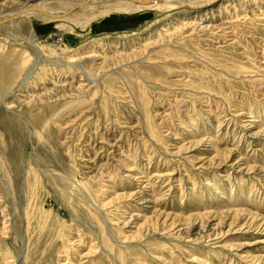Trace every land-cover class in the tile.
Masks as SVG:
<instances>
[{
  "label": "rangeland",
  "instance_id": "374dc122",
  "mask_svg": "<svg viewBox=\"0 0 264 264\" xmlns=\"http://www.w3.org/2000/svg\"><path fill=\"white\" fill-rule=\"evenodd\" d=\"M124 4L0 25V264H264V0Z\"/></svg>",
  "mask_w": 264,
  "mask_h": 264
},
{
  "label": "bare ground",
  "instance_id": "6f19581e",
  "mask_svg": "<svg viewBox=\"0 0 264 264\" xmlns=\"http://www.w3.org/2000/svg\"><path fill=\"white\" fill-rule=\"evenodd\" d=\"M84 1L85 0H83L82 2H78V3H75V4H73L66 12H56V11H49V10H47V9H44V8H40V7H36V6H30V7H26V8H23V9H20V10H18V11H14V12H12V13H10V14H8L7 16H5V17H1L0 18V23H1V21L3 20V19H5V18H9V19H11L12 18V20H10L9 22H11V21H13L14 19H16V18H18V17H20V16H23V15H32V14H39V15H41L40 13H31V12H28V10H31V9H36V10H40V11H43V12H47V13H50V14H53V15H55V14H58V15H62V14H66L67 13V15L65 16V15H62L61 17H60V19H62V18H65V17H67L68 15H70L74 10H76L77 8H79V7H82V6H84V5H86V4H88L89 2H91V1H89L88 3H86V4H83L84 3ZM140 1H144V0H132V1H128V0H125V3L126 4H124V6L123 7H114L113 8V11H119V12H124V13H129L130 11H136V10H142V9H153V8H156V7H158V5H160V4H162V3H167L168 4V2H171V1H174V0H145V1H147V3L146 4H141L140 3ZM192 1V0H191ZM195 1V0H194ZM197 1V0H196ZM199 1V0H198ZM108 9V8H107ZM28 12V13H27ZM264 12V11H263ZM264 14V13H263ZM63 16H65V17H63ZM14 17H16V18H14ZM43 17H45V16H43ZM47 18V17H46ZM48 19H51V18H48ZM53 20V19H52ZM57 20H59V19H57ZM8 23V22H7ZM201 23V22H200ZM235 23V22H234ZM5 24V23H4ZM0 25H3V24H0ZM32 46L37 50V52H39V53H41V48H40V46L34 41V39L32 40ZM86 59L88 60V61H94V60H96L97 59V56H95V55H90V56H87L86 57ZM67 63V62H66ZM84 76V75H83ZM60 89L63 91V93H68L70 90H68V88L65 86V85H63L62 87H60ZM66 90V91H65ZM85 91H87V90H85ZM240 116V115H239ZM246 126V125H245ZM251 131L250 130H247V133H250ZM263 133V132H262ZM253 136H255V134L254 133H251ZM259 132L256 134V135H258L259 136ZM105 142V141H104ZM191 228H193V229H195V227H190V229ZM188 230V233L191 231V230ZM198 231H199V233H203V230L202 229H198ZM188 233H185V238H188V236H187V234ZM198 233V234H199ZM213 233H215L214 231H213ZM200 235V234H199ZM217 234L215 233V236H216ZM203 236V235H202ZM209 237H210V235H209ZM208 237V238H209Z\"/></svg>",
  "mask_w": 264,
  "mask_h": 264
},
{
  "label": "water",
  "instance_id": "95a60500",
  "mask_svg": "<svg viewBox=\"0 0 264 264\" xmlns=\"http://www.w3.org/2000/svg\"><path fill=\"white\" fill-rule=\"evenodd\" d=\"M89 1H91V0H85L84 1V3L83 4H86V3H88ZM128 1H132V0H128ZM140 3L141 4H146L147 3V1H140ZM28 12H35V13H40L41 15H43V16H45V17H47V18H51V19H53V20H57V19H60V17L62 16V15H67V13L66 14H62V15H58V14H55V15H53V14H50V13H47V12H43V11H40V10H36V9H31V10H28ZM27 12V13H28ZM65 16H63V17H65ZM14 18H16V17H14ZM10 20H12V18L11 19H9V18H5V19H3L2 21H1V23L0 24H4V23H7V22H9Z\"/></svg>",
  "mask_w": 264,
  "mask_h": 264
}]
</instances>
